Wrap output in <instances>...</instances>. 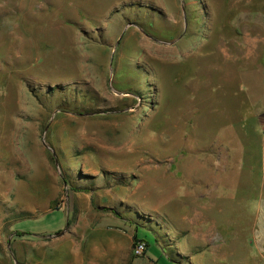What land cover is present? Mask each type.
I'll list each match as a JSON object with an SVG mask.
<instances>
[{
    "label": "rangeland",
    "instance_id": "374dc122",
    "mask_svg": "<svg viewBox=\"0 0 264 264\" xmlns=\"http://www.w3.org/2000/svg\"><path fill=\"white\" fill-rule=\"evenodd\" d=\"M97 222L264 264V0H0V264Z\"/></svg>",
    "mask_w": 264,
    "mask_h": 264
},
{
    "label": "crops",
    "instance_id": "0c3cea01",
    "mask_svg": "<svg viewBox=\"0 0 264 264\" xmlns=\"http://www.w3.org/2000/svg\"><path fill=\"white\" fill-rule=\"evenodd\" d=\"M79 228L73 227L54 237L56 242L63 244L65 251L56 264H156L144 256L133 257L132 239L136 234L132 230L127 231L118 225H102L100 222L90 226L87 231Z\"/></svg>",
    "mask_w": 264,
    "mask_h": 264
},
{
    "label": "built area",
    "instance_id": "2783aa9c",
    "mask_svg": "<svg viewBox=\"0 0 264 264\" xmlns=\"http://www.w3.org/2000/svg\"><path fill=\"white\" fill-rule=\"evenodd\" d=\"M146 248H147V244L145 241H143L142 239L134 240L131 250L132 255L134 257H141L144 254Z\"/></svg>",
    "mask_w": 264,
    "mask_h": 264
},
{
    "label": "trees",
    "instance_id": "16d2710c",
    "mask_svg": "<svg viewBox=\"0 0 264 264\" xmlns=\"http://www.w3.org/2000/svg\"><path fill=\"white\" fill-rule=\"evenodd\" d=\"M55 208H58V207L56 206ZM137 239H138V238H136L135 235H134V240H137ZM143 241H144V240H143ZM145 242H146V241H145ZM146 244H147V243H146Z\"/></svg>",
    "mask_w": 264,
    "mask_h": 264
},
{
    "label": "water",
    "instance_id": "95a60500",
    "mask_svg": "<svg viewBox=\"0 0 264 264\" xmlns=\"http://www.w3.org/2000/svg\"><path fill=\"white\" fill-rule=\"evenodd\" d=\"M55 163L57 164V161L55 160ZM65 185V184H64ZM61 234H63V233H60V234H56V236H59V235H61Z\"/></svg>",
    "mask_w": 264,
    "mask_h": 264
}]
</instances>
